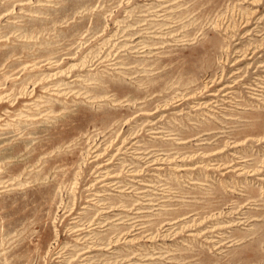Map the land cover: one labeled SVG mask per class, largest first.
<instances>
[{
  "label": "rangeland",
  "instance_id": "rangeland-1",
  "mask_svg": "<svg viewBox=\"0 0 264 264\" xmlns=\"http://www.w3.org/2000/svg\"><path fill=\"white\" fill-rule=\"evenodd\" d=\"M0 264H264V0H0Z\"/></svg>",
  "mask_w": 264,
  "mask_h": 264
}]
</instances>
